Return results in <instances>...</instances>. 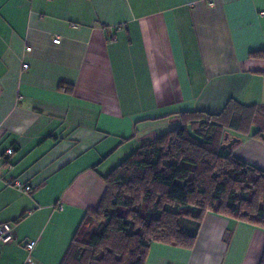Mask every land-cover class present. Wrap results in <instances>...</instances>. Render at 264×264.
<instances>
[{"label": "crops", "instance_id": "obj_1", "mask_svg": "<svg viewBox=\"0 0 264 264\" xmlns=\"http://www.w3.org/2000/svg\"><path fill=\"white\" fill-rule=\"evenodd\" d=\"M262 50L264 0H0V224L17 239L0 264H60L103 177L177 114L264 106ZM262 129L234 132L233 153L264 171ZM263 251V229L207 214L192 250L154 244L147 264Z\"/></svg>", "mask_w": 264, "mask_h": 264}, {"label": "trees", "instance_id": "obj_2", "mask_svg": "<svg viewBox=\"0 0 264 264\" xmlns=\"http://www.w3.org/2000/svg\"><path fill=\"white\" fill-rule=\"evenodd\" d=\"M250 57L264 59V50ZM177 117L176 127L142 141L103 177L100 202L85 214L60 264H147L154 244L192 250L207 214L264 230V171L237 158L236 144L221 148L229 131L264 126V106L231 100L218 114ZM253 136L264 138V129Z\"/></svg>", "mask_w": 264, "mask_h": 264}, {"label": "built area", "instance_id": "obj_3", "mask_svg": "<svg viewBox=\"0 0 264 264\" xmlns=\"http://www.w3.org/2000/svg\"><path fill=\"white\" fill-rule=\"evenodd\" d=\"M210 6L213 5V3H209ZM54 43L58 44L60 43L59 38L54 39ZM27 51H30L28 48ZM25 69H28V65H24ZM12 154V150H8V155ZM16 185L24 191H29L31 188L29 186H23L20 182H17ZM17 241L16 235L14 232V227L11 223H1L0 224V243L4 245L13 244ZM36 246V243L34 241H29L26 243L25 247L30 252L32 251Z\"/></svg>", "mask_w": 264, "mask_h": 264}, {"label": "water", "instance_id": "obj_4", "mask_svg": "<svg viewBox=\"0 0 264 264\" xmlns=\"http://www.w3.org/2000/svg\"><path fill=\"white\" fill-rule=\"evenodd\" d=\"M225 144H223L221 146L222 150H227L230 149L231 147H233L235 144L239 143L240 140L237 138H232L228 143H226L228 141V134H225V138H224Z\"/></svg>", "mask_w": 264, "mask_h": 264}, {"label": "rangeland", "instance_id": "obj_5", "mask_svg": "<svg viewBox=\"0 0 264 264\" xmlns=\"http://www.w3.org/2000/svg\"><path fill=\"white\" fill-rule=\"evenodd\" d=\"M234 132H231V131H229L227 134H228V141L226 142V143H228L234 136V134H233ZM225 135V134H224ZM225 137V136H224ZM119 213L121 214V215H123L124 213H125V210L124 209H119ZM148 260V259H147Z\"/></svg>", "mask_w": 264, "mask_h": 264}]
</instances>
